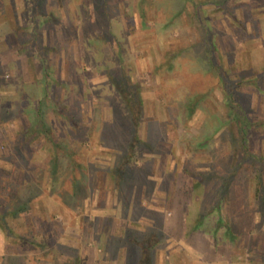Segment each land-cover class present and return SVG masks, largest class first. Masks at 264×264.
Instances as JSON below:
<instances>
[{
    "label": "rangeland",
    "instance_id": "obj_1",
    "mask_svg": "<svg viewBox=\"0 0 264 264\" xmlns=\"http://www.w3.org/2000/svg\"><path fill=\"white\" fill-rule=\"evenodd\" d=\"M220 71L243 79L237 102L264 155V0H0V214L19 235L5 229L0 264H129L134 238L155 241L154 264H264V163L227 178L237 113ZM116 83L139 101L136 127ZM40 84L67 151L53 163L30 127ZM134 129L144 142L119 184L110 169ZM209 171L220 177L198 186Z\"/></svg>",
    "mask_w": 264,
    "mask_h": 264
},
{
    "label": "trees",
    "instance_id": "obj_2",
    "mask_svg": "<svg viewBox=\"0 0 264 264\" xmlns=\"http://www.w3.org/2000/svg\"><path fill=\"white\" fill-rule=\"evenodd\" d=\"M220 75H221V83H222V87L225 90V94L227 95V97H229V99L231 100V102L233 103V108L235 109L236 113H237V119H235L236 121V126H237V135H233V140L235 142V145H233V148L236 149V151H238V164L232 169L230 176H227V178H231V176L235 175L236 172L238 170H240L242 164H246L245 162H251L252 161V165H254L255 163H264V155L255 152L249 143V137H248V129L249 126L253 123H251L249 116L247 115V111L243 109L242 104L240 102H237V96L235 94L236 90H242L243 89V79L242 78H237V79H227L228 75L226 71H220ZM232 82V83H231ZM253 83L255 85H257V81ZM116 86L119 87L116 83ZM40 91L43 94L42 97H40L39 102L36 104V110H35V120L31 119L30 120V127L31 128H36L39 133L49 141L50 146L52 147V150L54 152V157L52 159V163L55 162V158L57 154H66V150L62 149L63 144H61L60 139L56 138L52 132V130L49 128V124H47V122L44 120L43 118V111H41L44 107V103L45 100L47 99V95H46V86L43 84H40ZM119 90L125 100V102L127 103L128 100V109L130 111V114L132 115V122L133 124L137 125L138 121H139V101H134L135 105L133 104V101L131 99H128L127 97V88L120 86ZM201 100V96H196V97H191L189 99V101L186 103V110H193L195 108V106L198 104V102ZM28 110V109H27ZM2 114V113H1ZM0 114V115H1ZM32 115V114H31ZM41 115V116H40ZM32 118V117H31ZM12 119H14V116H12ZM1 124V123H0ZM1 126V125H0ZM5 131H0V136H4L5 135ZM144 139V138H143ZM143 139H140V136L137 134V131L134 129V134L133 137L131 136V141L129 143H124L125 145V150L127 151V153H125V155L120 158L118 160V165H119V169H113L114 167H112L110 170L113 173L119 172V184H121L126 175L129 174V171L127 170V164L130 163H137L138 159L137 157L135 158V153L137 150V145L139 144V142H144ZM142 140V141H141ZM128 142V141H127ZM60 145V146H59ZM75 164L76 161H74ZM73 162V163H74ZM210 172V173H209ZM205 172L203 175H197L196 174V178H197V184L199 186V184L201 185L202 182H204L205 178L210 177L212 179L220 177L216 172ZM116 178V177H115ZM223 192L226 193V188L227 185L229 183V180H226V176L223 177ZM222 178V179H223ZM258 190L260 192L261 188H262V179L261 177L258 178ZM221 193V195L219 196L217 203H216V208L219 209L221 208V205L224 203L225 199H226V195H224V193ZM0 224L3 225V227L6 229L7 234L9 236H19L17 233H15L9 226H8V222L5 219V215L0 214ZM232 231V228L229 227V232ZM233 232V231H232ZM230 234V233H229ZM154 238V237H153ZM28 242L30 243H35L33 238H26ZM118 240V239H117ZM119 242H115V243H120L117 246V250L118 252L123 250L124 245L122 240H118ZM155 241H152L151 243H142L140 242L138 239H131L130 241V245H131V251H130V256L132 257V259H129V264H154V246ZM61 249L59 246H56L54 248V250L56 251L55 253H59L60 255H63L64 253L61 252ZM105 247L103 246V248L101 247V255H99L101 263H107V261L109 260L108 258H105L104 255L105 253ZM47 256H49L50 258H52V256H54L53 251H48L43 253V257L46 258ZM63 264H68L67 260L62 262ZM72 264H85L84 260L80 257H76V259L72 260Z\"/></svg>",
    "mask_w": 264,
    "mask_h": 264
},
{
    "label": "crops",
    "instance_id": "obj_3",
    "mask_svg": "<svg viewBox=\"0 0 264 264\" xmlns=\"http://www.w3.org/2000/svg\"><path fill=\"white\" fill-rule=\"evenodd\" d=\"M6 235H5V228L3 225L0 224V261H4L6 259L12 258V255L10 253H6ZM14 256V255H13Z\"/></svg>",
    "mask_w": 264,
    "mask_h": 264
}]
</instances>
